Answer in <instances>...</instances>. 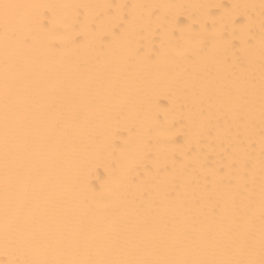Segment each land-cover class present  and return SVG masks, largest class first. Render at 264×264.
Here are the masks:
<instances>
[{"label":"snow or ice","instance_id":"1","mask_svg":"<svg viewBox=\"0 0 264 264\" xmlns=\"http://www.w3.org/2000/svg\"><path fill=\"white\" fill-rule=\"evenodd\" d=\"M0 264H264V0H0Z\"/></svg>","mask_w":264,"mask_h":264},{"label":"bare ground","instance_id":"2","mask_svg":"<svg viewBox=\"0 0 264 264\" xmlns=\"http://www.w3.org/2000/svg\"><path fill=\"white\" fill-rule=\"evenodd\" d=\"M48 2H53V3L87 2V0H48ZM128 2H135V0H128ZM183 2H209V0H183ZM211 2H217V0H211ZM219 2L232 3V2H236V0H219ZM239 2H249V0H239ZM255 2H258V0H255Z\"/></svg>","mask_w":264,"mask_h":264}]
</instances>
